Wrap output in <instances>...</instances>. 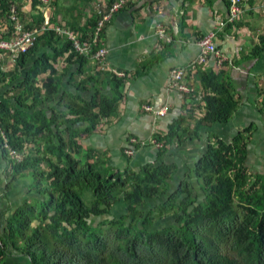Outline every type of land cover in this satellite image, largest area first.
<instances>
[{
	"label": "trees",
	"instance_id": "trees-1",
	"mask_svg": "<svg viewBox=\"0 0 264 264\" xmlns=\"http://www.w3.org/2000/svg\"><path fill=\"white\" fill-rule=\"evenodd\" d=\"M11 6V0H0V18L8 17ZM61 38L45 31L18 56L11 72L0 66V83L12 85L7 93L12 102L0 101V128L9 146L21 153L19 161L10 158V176L15 180L29 172L39 196L0 221V264H264V174L245 165L251 127L231 142L209 141L191 173L198 188L186 181L172 192L175 164L115 171L100 158L91 161L89 153L82 160L80 138L96 131L102 119L116 116L124 81L105 73L110 96L95 85L88 99L60 97L58 61L67 56L80 76L90 60ZM42 39L59 47L50 45L53 54L36 56ZM200 70L202 92L194 97L201 95V102L189 97L185 111L190 117L205 113L189 118L192 130L185 115L159 135L161 155L185 134L198 137L203 127L228 122L236 110L221 75ZM92 83H97L94 76L82 80L79 92H89ZM121 202L125 209L116 216L113 208ZM165 219L171 222L157 228Z\"/></svg>",
	"mask_w": 264,
	"mask_h": 264
},
{
	"label": "crops",
	"instance_id": "crops-1",
	"mask_svg": "<svg viewBox=\"0 0 264 264\" xmlns=\"http://www.w3.org/2000/svg\"><path fill=\"white\" fill-rule=\"evenodd\" d=\"M117 1L53 0L51 6L45 7L39 3L32 6L31 0H11L17 6L20 20L28 28L43 19V13L47 12L52 25L71 29L83 37L93 32L98 8L105 10ZM127 1L102 36L101 45L108 51L105 70L89 60L83 68L84 74L79 76L78 65L67 62V56L55 65L61 75L60 97L69 94L88 99L95 93V85L101 95L110 96L105 73L124 75L121 78L124 81L123 100L116 116L102 119L96 131L80 138L82 160L89 153L91 161L100 158L115 171L126 167L140 170L147 164H175L177 171L171 182L172 192L186 181L191 187L198 188V181L191 173L209 141L218 137L231 142L238 132L251 127L245 165L252 173L264 174V0H241L240 17L232 24L227 23L228 0ZM9 15L10 11L8 17L0 18V29L8 32L6 38L12 31ZM158 26L164 27L170 42L161 38ZM210 32L215 33L218 54L211 55L199 69L221 75V80L230 86L236 110L228 122L203 127L198 137L185 134L161 155V148L158 149L152 139L165 135L178 117L187 115V98L169 86L171 74L175 69L189 71L195 66L201 54L198 42ZM61 39L63 43L67 42L65 37ZM38 44L36 56L53 54L50 45L59 47L57 42L49 43L43 39ZM0 64L6 73L14 68L8 55ZM47 74L37 78L39 84ZM198 74V71H189L184 83L201 94ZM92 76L97 83L88 85L89 92L80 93L78 84ZM11 89L12 85L0 83V101L12 102L8 100L11 93L7 95ZM145 107L157 112L165 110L166 115L156 118L144 111ZM197 113L191 117L187 115L186 126L190 125L191 130L194 120L189 118L201 119L204 111L198 116ZM131 137L147 144H140L133 155H127L125 148ZM33 182L29 172L15 180L10 176V156L0 143V221L9 218L23 201L39 198L32 190ZM124 209L121 202L112 212L118 216Z\"/></svg>",
	"mask_w": 264,
	"mask_h": 264
},
{
	"label": "built area",
	"instance_id": "built-area-1",
	"mask_svg": "<svg viewBox=\"0 0 264 264\" xmlns=\"http://www.w3.org/2000/svg\"><path fill=\"white\" fill-rule=\"evenodd\" d=\"M52 1L53 0H39L40 4L45 7L51 6ZM127 3V0H119L111 4L110 6H107L105 10H101L100 8H98L96 12L97 19L95 28L90 35L91 37L86 40H83L82 36H79L71 29H67L58 25H52L50 14L47 12L43 13V21L40 26H33L31 28H28L20 20L17 6L12 4L9 15V22L12 26V31L9 32L8 38H6L5 36L8 33L7 30L2 31V29H0V63L2 62L3 57L5 55H8L11 58V63L14 65L16 59L20 54H24L33 48L38 37L42 33L51 30L54 31L57 36L62 38L65 37L68 41H71L74 45L75 52L79 53L82 56L90 58V60L93 61L97 65V67L105 70L108 51L101 45L102 36L106 26L112 21L114 16L126 6ZM228 4L229 16L227 19V23L232 24L240 17L242 11L240 7L241 0H228ZM158 33L161 38H166L165 40H167L168 42L171 41L170 38H167V33L164 27L158 26ZM198 45L201 49V54L199 55L195 66L191 70H189L191 72H194L200 67H203V65L208 62V59L211 55L218 54L215 45L214 32H210L206 36L201 38L198 42ZM0 66L4 71L3 66L1 64ZM189 71L185 69H175L171 74L169 82L171 90L183 94L184 97L186 96L185 98H187V101L190 99L189 97H194V94H196V91L192 89V87L184 83V80L185 78H187ZM117 75L116 76L119 78H122L124 76L123 74ZM194 98L198 102H201V95ZM144 111L154 114L156 118L166 115L165 110L157 112L154 111L151 107H145ZM0 139L4 140V144L2 146L8 149V155L10 156V158H13L17 161L21 160V153L17 152L15 149L9 146L7 136L1 128ZM152 143H154L158 147V149L163 146V142L158 141L157 137H155V139H152ZM140 144L145 145L147 143H145L144 141L140 142L137 138L131 137L129 145H127L125 148L126 154L133 155L136 152L137 146H139Z\"/></svg>",
	"mask_w": 264,
	"mask_h": 264
},
{
	"label": "rangeland",
	"instance_id": "rangeland-1",
	"mask_svg": "<svg viewBox=\"0 0 264 264\" xmlns=\"http://www.w3.org/2000/svg\"><path fill=\"white\" fill-rule=\"evenodd\" d=\"M87 197H88V195H87ZM170 222H171V221L165 219V220L159 222V223L157 224L156 227H157V228H162V227L168 225ZM167 223H168V224H167Z\"/></svg>",
	"mask_w": 264,
	"mask_h": 264
}]
</instances>
